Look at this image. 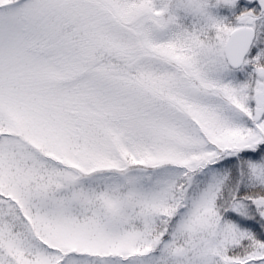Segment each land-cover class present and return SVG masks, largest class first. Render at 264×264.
<instances>
[{"label": "snow or ice", "instance_id": "1", "mask_svg": "<svg viewBox=\"0 0 264 264\" xmlns=\"http://www.w3.org/2000/svg\"><path fill=\"white\" fill-rule=\"evenodd\" d=\"M0 264H264V0H0Z\"/></svg>", "mask_w": 264, "mask_h": 264}]
</instances>
